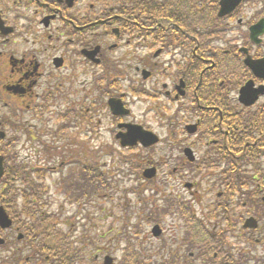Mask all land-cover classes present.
<instances>
[{
	"label": "flooded vegetation",
	"instance_id": "flooded-vegetation-1",
	"mask_svg": "<svg viewBox=\"0 0 264 264\" xmlns=\"http://www.w3.org/2000/svg\"><path fill=\"white\" fill-rule=\"evenodd\" d=\"M17 129L127 154L176 263L264 264V0H0V264H41L6 196Z\"/></svg>",
	"mask_w": 264,
	"mask_h": 264
},
{
	"label": "rangeland",
	"instance_id": "rangeland-1",
	"mask_svg": "<svg viewBox=\"0 0 264 264\" xmlns=\"http://www.w3.org/2000/svg\"><path fill=\"white\" fill-rule=\"evenodd\" d=\"M18 149L22 150V144L18 146ZM23 151V150H22ZM109 160V159H108ZM115 163V162H114ZM129 184L123 183L120 190L124 191ZM123 199H106L96 202V207H88L86 211H84L85 206H83V211H80L79 207L81 205H72L70 203V199L66 195H59L57 203L54 205L55 208H62L64 211V216L68 218H72L73 222L76 224L75 231L78 233L76 238H82L84 233L93 237L91 243H86V241L82 242V245L87 247V257L102 256L107 251L113 257L118 259V264L121 261V247L124 244L120 245V248L117 249V245L113 243L112 238L114 236H122L124 232V224L125 214L122 211V208H125V205L128 209L133 208L138 203V198L135 196H122ZM129 218V217H128ZM129 222L134 224L137 220L131 216ZM140 220L144 221V224L141 225V233L140 238L143 240L145 238L146 231L150 230V224L146 223V220L141 216ZM172 223L171 220H167L165 227H169ZM169 229V228H168ZM171 232H168L170 234ZM178 232L174 233V236ZM148 234V233H147ZM106 235V237L104 236ZM149 235V234H148ZM118 238V237H117ZM116 238V243H118ZM81 241H83L81 239ZM149 239L144 242L145 243V256L150 257L151 251L150 246L148 244ZM155 247L159 246L160 243L156 240ZM158 253L157 260L161 259V251H155ZM103 261H101V264Z\"/></svg>",
	"mask_w": 264,
	"mask_h": 264
},
{
	"label": "trees",
	"instance_id": "trees-1",
	"mask_svg": "<svg viewBox=\"0 0 264 264\" xmlns=\"http://www.w3.org/2000/svg\"><path fill=\"white\" fill-rule=\"evenodd\" d=\"M94 166L96 165L94 164ZM94 169L96 168L90 167V170ZM99 181H102L101 177L97 175V173H93V171L91 175H86L85 189L90 192V195L102 187V185L99 184ZM124 239L128 241V248L126 249V255L122 264H145L142 254L136 250L135 245L132 242V237L130 235H125ZM58 240L60 245L59 255L61 258H63V264H77L78 261L82 262L83 260L87 259V255L85 254L84 256L83 251L78 248L74 242H66L65 236L59 235ZM92 260H94L93 256Z\"/></svg>",
	"mask_w": 264,
	"mask_h": 264
},
{
	"label": "water",
	"instance_id": "water-1",
	"mask_svg": "<svg viewBox=\"0 0 264 264\" xmlns=\"http://www.w3.org/2000/svg\"><path fill=\"white\" fill-rule=\"evenodd\" d=\"M249 91H250V86L243 88V90L241 91L243 98L242 97L241 98L251 100L252 102V100L255 98V94H257L258 92L256 91L254 94L251 93V95H249L248 93ZM137 140H142L146 144H152L154 142V138L150 134H146V136L139 138Z\"/></svg>",
	"mask_w": 264,
	"mask_h": 264
}]
</instances>
